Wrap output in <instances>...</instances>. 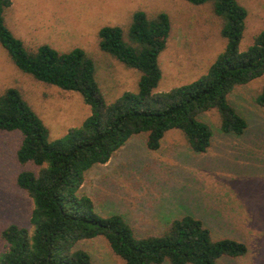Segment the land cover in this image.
<instances>
[{
  "label": "rangeland",
  "instance_id": "rangeland-1",
  "mask_svg": "<svg viewBox=\"0 0 264 264\" xmlns=\"http://www.w3.org/2000/svg\"><path fill=\"white\" fill-rule=\"evenodd\" d=\"M11 1L4 18L13 34L29 49L45 43L59 51L83 49L95 64V77L107 103L125 91H136L140 72L99 48L97 32L102 26H120L126 35L137 10L150 19L161 11L169 15V35L158 56L162 71L159 91L205 73L226 43L221 35L223 20L210 2ZM238 2L247 11L239 44L244 51L264 28V0ZM263 85L264 75L228 95L246 119L243 134L219 130L215 111L202 113L212 129L205 152H194L177 129L167 130L155 151L146 147V133L137 134L106 163L85 173L81 193L92 199L98 213L123 216L138 235L162 231L172 219L190 215L201 220L214 239L230 237L246 245L245 254L222 256L219 264H264V106L256 102ZM10 87L20 90L48 128L50 140L79 126L90 113L77 92L43 84L20 71L0 43V93ZM20 142L19 132H0V253L6 249L1 236L5 227L14 223L31 229L32 200L16 185V176L37 167L17 161ZM78 247L90 253L92 264H122L102 237L83 240Z\"/></svg>",
  "mask_w": 264,
  "mask_h": 264
},
{
  "label": "trees",
  "instance_id": "trees-1",
  "mask_svg": "<svg viewBox=\"0 0 264 264\" xmlns=\"http://www.w3.org/2000/svg\"><path fill=\"white\" fill-rule=\"evenodd\" d=\"M186 1L212 4L223 20V51L195 80L159 91L158 56L166 45L170 18L161 11L150 19L137 10L126 35L117 25L102 26L97 32L102 51L140 72L136 91H125L107 103L95 64L83 49L59 51L46 43L27 48L5 23L4 12L12 1L0 0V43L14 65L38 82L77 92L90 108L79 126L50 140L48 128L19 89L0 93V132H19L17 161L37 167L16 176V185L32 200L31 229L12 223L2 230L6 249L0 253V264H92L90 253L78 244L95 237L104 238L122 264H219L222 256L246 253L243 242L214 239L202 221L190 215L172 219L162 231L138 235L123 216L98 213L92 199L81 193L85 173L106 163L137 134L146 133V147L155 151L165 132L177 129L194 152H205L212 129L202 113L209 111L217 113L222 132L244 133L246 119L228 95L264 75V28L241 51L247 11L238 0ZM256 102L264 106V85Z\"/></svg>",
  "mask_w": 264,
  "mask_h": 264
}]
</instances>
